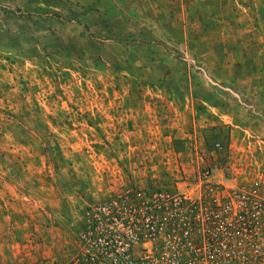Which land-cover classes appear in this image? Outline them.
<instances>
[{"label":"rangeland","instance_id":"1","mask_svg":"<svg viewBox=\"0 0 264 264\" xmlns=\"http://www.w3.org/2000/svg\"><path fill=\"white\" fill-rule=\"evenodd\" d=\"M119 235L264 264V0H0V264Z\"/></svg>","mask_w":264,"mask_h":264},{"label":"built area","instance_id":"2","mask_svg":"<svg viewBox=\"0 0 264 264\" xmlns=\"http://www.w3.org/2000/svg\"><path fill=\"white\" fill-rule=\"evenodd\" d=\"M126 236H128V235H126ZM126 236L125 235L124 236L119 235V237L114 236L113 240L111 241V244L108 245V249H109V251H111L113 259H115L113 261L114 262L113 264H118V262H119V260H117L118 255H122L125 252L126 253L129 252V249H128L129 243L128 244L124 243V240L127 238ZM145 255L146 254L139 256L138 264H149L147 257ZM129 259H130V255L128 254L127 256H125L124 262H122V264H131Z\"/></svg>","mask_w":264,"mask_h":264}]
</instances>
